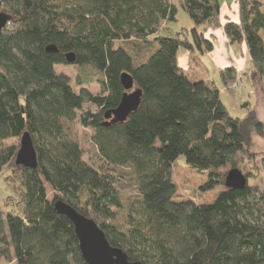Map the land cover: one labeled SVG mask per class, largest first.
<instances>
[{"label": "trees", "instance_id": "obj_1", "mask_svg": "<svg viewBox=\"0 0 264 264\" xmlns=\"http://www.w3.org/2000/svg\"><path fill=\"white\" fill-rule=\"evenodd\" d=\"M240 21L223 25L231 43H244L254 73L264 74V0H238ZM184 10L193 25L173 30ZM11 20L0 37V172L21 186L22 212L2 215L0 257L16 264H88L72 221L56 210L63 200L104 230L113 246L143 264H264V190L227 188L212 202L176 200L174 167L179 157L217 186L216 172L249 153L263 124L254 110L230 115L213 83L192 80L179 62L181 49L209 52L206 30L220 27V0H0ZM141 40L152 50L137 54L123 42ZM55 45L58 52H47ZM76 54L69 63L66 55ZM58 64L90 65L102 77V93L74 90ZM128 72L142 90L140 106L124 121L106 124L117 108ZM225 83L233 66L221 70ZM92 128L100 166L68 131ZM28 132L38 165L17 162ZM249 173H245L249 180ZM137 193L122 199L120 178ZM46 184L59 197L48 198ZM14 253V254H13Z\"/></svg>", "mask_w": 264, "mask_h": 264}, {"label": "rangeland", "instance_id": "obj_2", "mask_svg": "<svg viewBox=\"0 0 264 264\" xmlns=\"http://www.w3.org/2000/svg\"><path fill=\"white\" fill-rule=\"evenodd\" d=\"M225 2L226 0H221ZM238 0H230L232 5H235ZM180 22L178 24H170L173 30L181 28H189L193 25L188 14L181 9L179 13ZM221 18V17H220ZM222 24V23H221ZM213 31L216 29H223V24L217 28H210ZM210 29L206 30L207 33ZM264 36V31H261ZM225 34V32H224ZM226 35V34H225ZM227 37V35H226ZM210 40L214 43L216 36L211 33ZM230 45H238L242 47L244 43H231L227 37ZM126 47H129L137 54L138 60L142 59L143 54H147L152 50L150 43L135 40L132 42H123ZM247 48V46H246ZM212 50V51H213ZM243 50V48H242ZM248 50V49H247ZM211 52V51H209ZM180 64L184 68H188L183 61L185 55L188 56L187 50H180ZM208 53V52H205ZM188 58V57H187ZM254 66V63H253ZM236 70V77L225 83L219 70L222 86L219 88L221 99L225 103L229 113L233 117H244L249 111L254 110L263 124L261 132L254 131L251 137V144L249 153L240 155L236 167L240 168L243 173H249V184L258 186L264 190V74L259 77L253 70H246V72ZM58 73H63L71 78V84L76 92L82 88H86L93 94L102 93V83L100 81L102 75L93 66L77 65V64H58L55 66ZM96 111V106L91 103H86L84 109L79 111L76 118L68 121V131L73 139L78 141L85 149V160L94 167L100 166V158L98 148L93 141L92 135L94 130L92 128H85L80 122V116L84 111ZM18 139H10L7 144H20ZM233 168L232 165H227L216 172L217 186L210 191H202L201 186L208 181V177L198 174L186 162L185 156H181L175 163L174 167V181L177 184L176 200L192 199L196 202H212L215 197L223 190H226L225 185L227 172ZM48 198L54 200L59 195L54 192L49 184H46ZM137 193L135 182L130 176L120 178V195L122 199H126L130 195ZM21 186L14 174L11 171L3 170L0 172V207L2 215L5 217L9 213L18 214L22 212L23 204L20 202ZM14 254V253H13ZM0 264H16L14 261H9L8 257H0Z\"/></svg>", "mask_w": 264, "mask_h": 264}, {"label": "water", "instance_id": "obj_3", "mask_svg": "<svg viewBox=\"0 0 264 264\" xmlns=\"http://www.w3.org/2000/svg\"><path fill=\"white\" fill-rule=\"evenodd\" d=\"M11 20L7 12H0V37L3 30ZM47 52H58L55 45H49ZM69 63L76 61V54L69 52L66 55ZM121 83L125 89L120 105L106 113V124L124 121L132 112L140 106L142 90L135 88L134 79L131 74L124 72L121 75ZM17 162L35 168L38 165L37 150L32 136L25 132L21 137V147ZM248 184V177L240 168H231L226 175L225 185L227 188L242 190ZM56 210L67 216L73 223L75 232L80 242L83 258L88 264H143L140 261H131L128 254L121 247L113 246L108 240L104 230L82 212L71 204L58 200L55 204Z\"/></svg>", "mask_w": 264, "mask_h": 264}, {"label": "crops", "instance_id": "obj_4", "mask_svg": "<svg viewBox=\"0 0 264 264\" xmlns=\"http://www.w3.org/2000/svg\"><path fill=\"white\" fill-rule=\"evenodd\" d=\"M220 3L221 23L223 25L229 21H240L238 1L233 6H230V0H226L225 2L220 0ZM211 33H214L217 38L215 41V49L213 51L208 53H201L198 51L191 53L187 51L188 56L185 55L183 59L188 68L186 69L182 65L181 66L186 70V73L192 80H204L206 82L213 83L215 86L220 88L222 86L219 74L220 69L233 66L238 69V72L253 70V60L245 44H243L240 48L238 45H230L223 29H216L214 31L210 29L206 33V37L208 39H210L209 37ZM180 54L181 53L179 52V55Z\"/></svg>", "mask_w": 264, "mask_h": 264}]
</instances>
